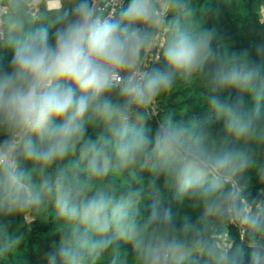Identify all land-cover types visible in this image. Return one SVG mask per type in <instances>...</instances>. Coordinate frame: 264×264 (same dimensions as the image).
<instances>
[{
  "label": "clouds",
  "instance_id": "clouds-1",
  "mask_svg": "<svg viewBox=\"0 0 264 264\" xmlns=\"http://www.w3.org/2000/svg\"><path fill=\"white\" fill-rule=\"evenodd\" d=\"M212 3L0 0V217L51 208L47 264H264V199L247 193L249 172L264 184V46L260 64L222 46ZM196 78L254 107L208 95L216 131L153 124L158 97ZM168 192L198 215L178 219ZM19 243L0 223V260Z\"/></svg>",
  "mask_w": 264,
  "mask_h": 264
},
{
  "label": "trees",
  "instance_id": "trees-1",
  "mask_svg": "<svg viewBox=\"0 0 264 264\" xmlns=\"http://www.w3.org/2000/svg\"><path fill=\"white\" fill-rule=\"evenodd\" d=\"M200 3H203V0H200ZM263 4L264 0H213L211 6L215 11L207 20V27L215 30L217 40L222 46L229 48L231 53L239 54L247 51L250 62L254 64L262 62L258 47L264 46V25L260 24L264 22ZM11 55V50H0V62L7 64ZM159 66H163L162 58L157 64L150 65V67ZM208 95H216L219 100L228 103L242 101V107L245 110H251L254 107L251 97L243 90L228 88L211 91L205 81L196 78L188 83L178 82L172 90L158 97L151 122L154 124L165 112H170L178 116L177 118L183 117L197 122L206 131H216L222 127L223 122L209 112V106L205 100ZM88 135L95 138V131L89 128ZM2 139L3 137H0V140ZM157 186L163 193V177L157 181ZM262 192H264V184L259 182L254 172H249L247 193L250 198L264 199ZM150 202L151 197L146 194L142 207H146ZM163 204L170 206L178 219L184 216L194 219L198 215L197 210L190 204L177 201L174 192L166 194ZM0 223H3L10 233H15L20 238L15 252L10 253L6 259L0 260V264H47V253L59 240V234L55 232V220L51 208L34 214V218L0 217ZM227 231H231L236 237L237 244L244 239L242 229L229 227ZM120 247L131 254L130 245L121 244ZM244 248L248 252L246 245ZM101 264H107V261H102Z\"/></svg>",
  "mask_w": 264,
  "mask_h": 264
},
{
  "label": "built area",
  "instance_id": "built-area-1",
  "mask_svg": "<svg viewBox=\"0 0 264 264\" xmlns=\"http://www.w3.org/2000/svg\"><path fill=\"white\" fill-rule=\"evenodd\" d=\"M262 13H263V16H264V4L262 5Z\"/></svg>",
  "mask_w": 264,
  "mask_h": 264
}]
</instances>
